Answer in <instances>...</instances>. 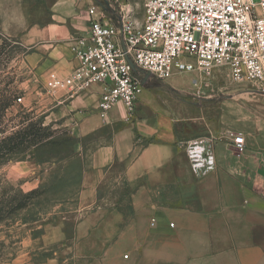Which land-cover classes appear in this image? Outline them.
Here are the masks:
<instances>
[{"label":"crops","instance_id":"obj_1","mask_svg":"<svg viewBox=\"0 0 264 264\" xmlns=\"http://www.w3.org/2000/svg\"><path fill=\"white\" fill-rule=\"evenodd\" d=\"M43 2L48 15L30 17L22 42L46 59L43 70L66 76L78 65L75 40L89 32L88 9L110 0ZM161 83H152L161 91H141L131 116L121 102L101 116L102 83L56 96L64 103L62 118L80 136L119 127L92 150L72 230L64 221L46 225V243L58 248L41 264H264V107L241 111L237 125L229 121L231 109L224 113L222 125L245 136L246 151L237 154L231 133L218 132L217 123L211 132L223 143L214 150L215 169L198 177L187 139L199 127L186 129L194 118L163 87L175 84ZM112 185L129 189L127 207Z\"/></svg>","mask_w":264,"mask_h":264},{"label":"rangeland","instance_id":"obj_2","mask_svg":"<svg viewBox=\"0 0 264 264\" xmlns=\"http://www.w3.org/2000/svg\"><path fill=\"white\" fill-rule=\"evenodd\" d=\"M43 1L0 0V44L4 39H9L11 44L9 57L0 53V88L9 77H15L18 88L16 102L8 108L7 117L12 118L22 111L33 112L45 126L51 127L54 133L51 138L56 142L51 147L54 153L44 161L23 159L0 165V197L22 198L24 201L0 222V264H41L54 254L58 245L46 243L43 237L46 225L64 221L72 230L82 209L84 173L92 150L102 138H109L119 127L115 125L108 132L80 136L73 125L62 118L64 103H59L61 98L56 99V96L62 92L74 93L70 87L60 83L71 73L60 76L55 71L43 70L46 59L36 54L35 47L22 42L24 31L32 26L30 17L41 16L39 20H42L48 15L49 9ZM146 1L110 0L107 14L117 21L121 13L130 11L133 20L141 24ZM222 69L215 71L213 77L199 72L175 73L168 79L175 85L163 84L171 100L182 104L181 112L194 118L185 121L186 129L196 131L200 128L197 129L198 134L187 139V145L192 140H207L213 143L215 150L223 139L213 135L211 128L218 123L221 124L218 132H233L222 125L224 113L231 109L229 121L237 125L242 117L241 111L252 115L264 107V95L252 84H238L225 68ZM154 81L162 84V80L152 77L147 87L161 91V85L152 84ZM196 116L203 120L195 121ZM111 189L121 192V204L127 207L129 189L125 185H112ZM19 193L29 196L23 198L18 196Z\"/></svg>","mask_w":264,"mask_h":264},{"label":"built area","instance_id":"obj_3","mask_svg":"<svg viewBox=\"0 0 264 264\" xmlns=\"http://www.w3.org/2000/svg\"><path fill=\"white\" fill-rule=\"evenodd\" d=\"M107 3L88 9L89 32L72 46L78 65L60 82L74 92L104 84L97 106L104 119L118 102L131 116L152 77L167 80L181 72L209 77L223 67L234 82L252 84L264 95V0H147L141 24L130 11L114 21ZM231 136L232 149L244 153L245 136ZM187 146L196 176L215 169L212 142Z\"/></svg>","mask_w":264,"mask_h":264},{"label":"trees","instance_id":"obj_4","mask_svg":"<svg viewBox=\"0 0 264 264\" xmlns=\"http://www.w3.org/2000/svg\"><path fill=\"white\" fill-rule=\"evenodd\" d=\"M10 45L9 39H4L0 44V53L9 57ZM17 93L16 79L9 77L0 88V165L23 159L44 161L54 153L51 147L56 142L51 138L54 134L51 127L45 126L42 119L36 118L33 112L22 111L12 118L7 117V110L16 102ZM20 195L23 198L29 196L24 193ZM18 199L0 197V222L24 203L22 198Z\"/></svg>","mask_w":264,"mask_h":264},{"label":"bare ground","instance_id":"obj_5","mask_svg":"<svg viewBox=\"0 0 264 264\" xmlns=\"http://www.w3.org/2000/svg\"><path fill=\"white\" fill-rule=\"evenodd\" d=\"M217 70H219V71H223V69H222V68H216V69H214V70H213V72H212V77L214 76V74H215V71H217Z\"/></svg>","mask_w":264,"mask_h":264},{"label":"water","instance_id":"obj_6","mask_svg":"<svg viewBox=\"0 0 264 264\" xmlns=\"http://www.w3.org/2000/svg\"><path fill=\"white\" fill-rule=\"evenodd\" d=\"M132 66L135 68L134 64H132Z\"/></svg>","mask_w":264,"mask_h":264}]
</instances>
